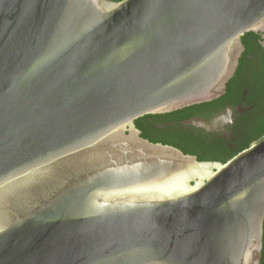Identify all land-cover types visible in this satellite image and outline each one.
<instances>
[{
  "label": "water",
  "instance_id": "95a60500",
  "mask_svg": "<svg viewBox=\"0 0 264 264\" xmlns=\"http://www.w3.org/2000/svg\"><path fill=\"white\" fill-rule=\"evenodd\" d=\"M249 32L264 0H0V264H260L264 137L134 124L223 95Z\"/></svg>",
  "mask_w": 264,
  "mask_h": 264
},
{
  "label": "flooded vegetation",
  "instance_id": "af4514ba",
  "mask_svg": "<svg viewBox=\"0 0 264 264\" xmlns=\"http://www.w3.org/2000/svg\"><path fill=\"white\" fill-rule=\"evenodd\" d=\"M241 42L244 49L223 95L210 102L142 116L134 121L140 136L199 161L215 162H226L263 138L264 32L246 33ZM260 264H264V219Z\"/></svg>",
  "mask_w": 264,
  "mask_h": 264
},
{
  "label": "trees",
  "instance_id": "16d2710c",
  "mask_svg": "<svg viewBox=\"0 0 264 264\" xmlns=\"http://www.w3.org/2000/svg\"><path fill=\"white\" fill-rule=\"evenodd\" d=\"M122 1V0H121ZM222 163H224V162H222Z\"/></svg>",
  "mask_w": 264,
  "mask_h": 264
}]
</instances>
